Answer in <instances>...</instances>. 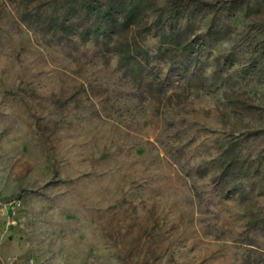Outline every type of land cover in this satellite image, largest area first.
Returning <instances> with one entry per match:
<instances>
[{
    "label": "rangeland",
    "instance_id": "1",
    "mask_svg": "<svg viewBox=\"0 0 264 264\" xmlns=\"http://www.w3.org/2000/svg\"><path fill=\"white\" fill-rule=\"evenodd\" d=\"M153 1L140 87L112 45L50 41L0 0V264H264L259 0ZM160 19L193 21L220 90L170 68ZM230 150L248 176L225 173Z\"/></svg>",
    "mask_w": 264,
    "mask_h": 264
},
{
    "label": "trees",
    "instance_id": "2",
    "mask_svg": "<svg viewBox=\"0 0 264 264\" xmlns=\"http://www.w3.org/2000/svg\"><path fill=\"white\" fill-rule=\"evenodd\" d=\"M153 0H27L20 11L21 20L34 31L49 37L56 43L73 42L112 45L111 49L118 55V67L124 70L132 82L143 86L146 78L151 76L147 70L148 54L140 42L136 28L139 27L149 11H153ZM254 14L264 13V0L248 6L244 15L251 10ZM230 17V14H228ZM190 17H194L193 14ZM191 18V19H192ZM193 20V19H192ZM190 20L181 30L177 22H171L170 29L165 31V25L160 20L154 23L159 31L160 43L169 52L168 62L171 69H186L195 66L193 77L198 87L213 93L221 88L215 84L221 73L220 64L216 65L211 79L200 73L198 62L205 48V42L199 44L198 38H190L193 21ZM217 33V32H216ZM187 38V39H186ZM153 73V72H152ZM215 87V90H214ZM237 155L228 152L227 159L222 164L226 174L232 179L239 176L242 169L237 163ZM244 171V170H243ZM259 170H256V173ZM244 176L249 175V169ZM232 188L237 189L236 182ZM231 188V189H232ZM244 193V192H243Z\"/></svg>",
    "mask_w": 264,
    "mask_h": 264
},
{
    "label": "built area",
    "instance_id": "3",
    "mask_svg": "<svg viewBox=\"0 0 264 264\" xmlns=\"http://www.w3.org/2000/svg\"><path fill=\"white\" fill-rule=\"evenodd\" d=\"M9 205H12V203L10 201H9V204H4L3 207H1V212L4 211V209L7 211L9 208Z\"/></svg>",
    "mask_w": 264,
    "mask_h": 264
}]
</instances>
